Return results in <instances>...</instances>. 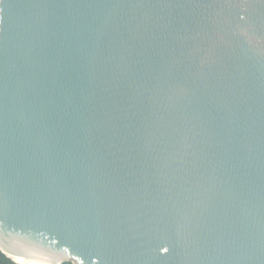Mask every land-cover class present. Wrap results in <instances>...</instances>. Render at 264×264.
I'll use <instances>...</instances> for the list:
<instances>
[{
	"label": "water",
	"instance_id": "obj_1",
	"mask_svg": "<svg viewBox=\"0 0 264 264\" xmlns=\"http://www.w3.org/2000/svg\"><path fill=\"white\" fill-rule=\"evenodd\" d=\"M0 250L264 264V0H0Z\"/></svg>",
	"mask_w": 264,
	"mask_h": 264
},
{
	"label": "trees",
	"instance_id": "obj_2",
	"mask_svg": "<svg viewBox=\"0 0 264 264\" xmlns=\"http://www.w3.org/2000/svg\"><path fill=\"white\" fill-rule=\"evenodd\" d=\"M0 264H17L12 261L9 257H7L1 250H0ZM60 264H73L70 261H64Z\"/></svg>",
	"mask_w": 264,
	"mask_h": 264
},
{
	"label": "bare ground",
	"instance_id": "obj_3",
	"mask_svg": "<svg viewBox=\"0 0 264 264\" xmlns=\"http://www.w3.org/2000/svg\"><path fill=\"white\" fill-rule=\"evenodd\" d=\"M14 260H16L17 262H28L25 258H17L12 256Z\"/></svg>",
	"mask_w": 264,
	"mask_h": 264
}]
</instances>
